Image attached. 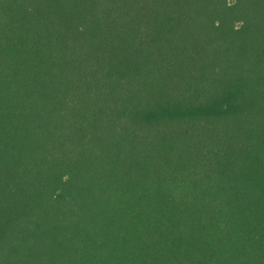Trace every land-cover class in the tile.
Instances as JSON below:
<instances>
[{
    "label": "trees",
    "instance_id": "1",
    "mask_svg": "<svg viewBox=\"0 0 264 264\" xmlns=\"http://www.w3.org/2000/svg\"><path fill=\"white\" fill-rule=\"evenodd\" d=\"M0 264H264V0H0Z\"/></svg>",
    "mask_w": 264,
    "mask_h": 264
}]
</instances>
